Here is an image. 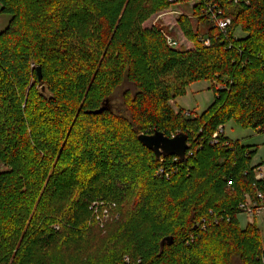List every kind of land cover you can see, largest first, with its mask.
I'll return each mask as SVG.
<instances>
[{"label":"trees","instance_id":"trees-1","mask_svg":"<svg viewBox=\"0 0 264 264\" xmlns=\"http://www.w3.org/2000/svg\"><path fill=\"white\" fill-rule=\"evenodd\" d=\"M207 2L226 32L181 15L189 46L175 48L143 26L168 0H0V264H264L259 228L236 218L245 193H264L256 150L211 143L230 120L264 131V0ZM197 80L217 84L214 100L188 118L169 102ZM154 130L186 133L185 158L157 159L138 140ZM93 202L118 219L99 228Z\"/></svg>","mask_w":264,"mask_h":264},{"label":"rangeland","instance_id":"rangeland-1","mask_svg":"<svg viewBox=\"0 0 264 264\" xmlns=\"http://www.w3.org/2000/svg\"><path fill=\"white\" fill-rule=\"evenodd\" d=\"M181 15L187 16L192 30L199 33H205L207 30L209 24L202 21L200 18V15H202L200 10L195 8L194 2L191 0L173 4L169 7L168 15L159 17V14H156L149 21L145 22L143 26L155 25L162 30L165 36H169L175 42V48H187L189 45L176 23L177 18ZM9 19L10 16L7 13L0 12V31L8 25ZM245 35L246 33L240 27L234 30V36L237 38H243ZM214 86H217V84L212 83L211 80L191 82L185 86V93L176 96L174 100H170L169 104L175 112L181 109L182 114L184 116L188 115V118L201 116L209 109L214 100ZM121 92L122 90L119 89L111 100L117 108H121ZM223 127L225 136L230 140H238L246 146L255 145L254 149H256V152L252 157L251 163H264V131L255 130L250 128V126L243 127L231 120L226 122ZM0 163L2 165L0 172L7 171L8 166L3 165L1 161ZM118 217L119 214L117 217H109L102 224L97 223V225L99 228L104 229V225L107 222L114 221ZM236 218L241 228H244L248 223L255 222L260 230L262 242H264V214L254 217L239 212ZM104 232L102 230V233Z\"/></svg>","mask_w":264,"mask_h":264},{"label":"built area","instance_id":"built-area-1","mask_svg":"<svg viewBox=\"0 0 264 264\" xmlns=\"http://www.w3.org/2000/svg\"><path fill=\"white\" fill-rule=\"evenodd\" d=\"M170 6L173 4L180 3V0H168ZM196 3L195 0H191ZM203 5L200 8L202 14L209 17L210 22L213 23L215 27L218 28L221 32H226L227 27L231 24V18L228 16H222V10L217 8L211 3H208L207 0L203 1ZM236 2V0H235ZM163 16L162 13H159V17ZM167 43L171 47H176L175 42L170 39L169 36H165ZM205 45H209V40L204 39L203 42ZM223 134V126H218L217 130L212 134L211 143H216L219 135ZM230 141H226L225 145H229ZM176 157V156H175ZM179 158V157H176ZM1 164V163H0ZM2 165H0L1 170ZM254 180L261 181L264 183V164H258L253 169ZM93 211V217L95 221L99 224H102L109 217H117L118 212L116 210V204L114 202H93L91 204ZM238 211L252 215L254 217L264 214V193L257 190L256 198L252 199L247 193L244 194V200L238 204ZM262 251L264 252V242L262 243Z\"/></svg>","mask_w":264,"mask_h":264},{"label":"water","instance_id":"water-1","mask_svg":"<svg viewBox=\"0 0 264 264\" xmlns=\"http://www.w3.org/2000/svg\"><path fill=\"white\" fill-rule=\"evenodd\" d=\"M36 71L38 80H41V72L39 66H36ZM44 89L45 87L41 86V90L43 91ZM103 109L104 107H100L90 112L97 114L102 112ZM187 139L188 135L180 131L179 133L171 137L165 135L162 131L159 130H154L151 133H142L138 135V140L141 142V144L147 149L151 150L157 159L165 156H176L181 160L184 159L186 151L189 147ZM165 241L170 243V241H172V238H164L163 240H161V246Z\"/></svg>","mask_w":264,"mask_h":264},{"label":"crops","instance_id":"crops-1","mask_svg":"<svg viewBox=\"0 0 264 264\" xmlns=\"http://www.w3.org/2000/svg\"><path fill=\"white\" fill-rule=\"evenodd\" d=\"M187 41V40H186ZM187 43H188V41H187ZM223 134H224V127H223ZM225 135V134H224ZM240 142V141H239ZM242 144V143H241ZM254 147H255V145H252L251 146V149H254ZM256 150V149H255ZM252 165H257V164H260V163H256V164H254V163H251ZM264 164V163H263Z\"/></svg>","mask_w":264,"mask_h":264}]
</instances>
